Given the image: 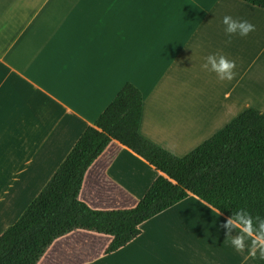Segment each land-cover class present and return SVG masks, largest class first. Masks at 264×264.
<instances>
[{
    "label": "crops",
    "instance_id": "1",
    "mask_svg": "<svg viewBox=\"0 0 264 264\" xmlns=\"http://www.w3.org/2000/svg\"><path fill=\"white\" fill-rule=\"evenodd\" d=\"M224 16L255 29L229 42ZM209 55L235 62L231 81L203 67ZM127 83L142 95L139 134L176 157L247 110L264 115V10L237 0H0V236ZM160 175L111 141L79 200L132 209ZM227 220L188 194L113 253L110 236L77 230L37 264H264L225 244Z\"/></svg>",
    "mask_w": 264,
    "mask_h": 264
},
{
    "label": "trees",
    "instance_id": "2",
    "mask_svg": "<svg viewBox=\"0 0 264 264\" xmlns=\"http://www.w3.org/2000/svg\"><path fill=\"white\" fill-rule=\"evenodd\" d=\"M264 10V0H237ZM141 92L125 84L81 134L19 220L0 236V264H37L58 238L82 230L112 238L105 253L124 247L140 225L192 194L219 213L264 223V115L247 110L184 157L139 134ZM116 141L161 173L132 209L93 210L79 200L87 170Z\"/></svg>",
    "mask_w": 264,
    "mask_h": 264
},
{
    "label": "clouds",
    "instance_id": "3",
    "mask_svg": "<svg viewBox=\"0 0 264 264\" xmlns=\"http://www.w3.org/2000/svg\"><path fill=\"white\" fill-rule=\"evenodd\" d=\"M225 26L224 31L229 37L238 35L246 37L250 32L254 31L255 26L246 20H236L231 16H224L222 20ZM203 67L210 72L216 74L221 81H231L235 72V62L226 59L224 56L209 55ZM224 227L228 230L225 244L233 247L237 252H243L247 248L248 257L251 260H264V223H260L258 227L253 223L251 215L235 213L225 223ZM237 233L232 236V231Z\"/></svg>",
    "mask_w": 264,
    "mask_h": 264
},
{
    "label": "rangeland",
    "instance_id": "4",
    "mask_svg": "<svg viewBox=\"0 0 264 264\" xmlns=\"http://www.w3.org/2000/svg\"><path fill=\"white\" fill-rule=\"evenodd\" d=\"M227 122H228L227 124H229L231 121H230V120H228Z\"/></svg>",
    "mask_w": 264,
    "mask_h": 264
}]
</instances>
